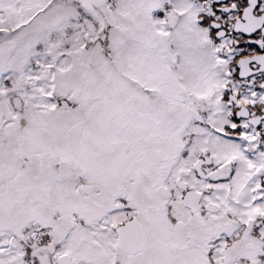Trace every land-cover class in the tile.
Returning a JSON list of instances; mask_svg holds the SVG:
<instances>
[{"label": "snow or ice", "instance_id": "snow-or-ice-1", "mask_svg": "<svg viewBox=\"0 0 264 264\" xmlns=\"http://www.w3.org/2000/svg\"><path fill=\"white\" fill-rule=\"evenodd\" d=\"M0 264H264V0H0Z\"/></svg>", "mask_w": 264, "mask_h": 264}]
</instances>
